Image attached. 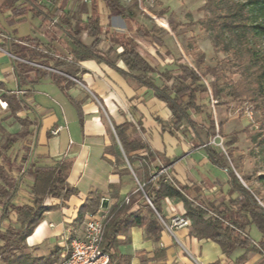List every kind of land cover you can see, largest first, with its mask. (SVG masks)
<instances>
[{"label": "trees", "instance_id": "1", "mask_svg": "<svg viewBox=\"0 0 264 264\" xmlns=\"http://www.w3.org/2000/svg\"><path fill=\"white\" fill-rule=\"evenodd\" d=\"M70 1L0 0V49L11 56L18 89L25 87L30 91L35 83L49 78L61 91L66 92L73 84L72 78L78 79L81 62L94 60L104 63L124 78H130L150 90L156 99L165 104L171 115L168 128L171 134L179 131L185 133L183 123L194 130L196 123L191 119V114L204 115L206 139L196 137L195 149H203L208 161L227 173V180L219 182L217 193L206 197L200 188L182 185L173 176L160 173L163 165L158 163L159 156L139 141L133 124L114 126L133 172L136 174L134 165L137 164L140 174H136L138 184L130 202L112 207L106 217L103 234L105 250L121 229L130 226L145 227L158 240L164 228L161 220L169 223L161 214V201L176 198L183 205L181 216L189 219V227L197 239L216 242L226 256L237 248H243L255 250L264 258V175L256 177L257 186L252 184L250 174L237 175L231 160L237 151L233 147L235 136L228 138L221 131L222 122L215 126L209 112L210 97L216 101V105L223 104L219 101L222 91L219 81L223 75V87L229 99H244L255 104L261 113V127L264 126V0H204L200 8L205 13L203 27L210 33L213 49L227 54L214 67L205 64L204 53L198 49L194 37L188 38L183 46L190 62L181 54L174 56L163 38L152 27L148 28L138 20L137 15L141 10L135 0L126 6L120 0H91L89 4H82L76 15L67 10ZM103 8L110 15H117L126 21L127 28L120 32L109 23H103ZM83 14L85 19L81 17ZM32 19L46 25L44 35L48 42L38 36L18 34L17 26ZM52 24L56 30L51 29ZM169 25L174 32L183 24ZM83 32L92 38L89 45L81 40ZM101 36L106 37L109 43L105 50L99 49L103 39ZM149 48H154L161 59L171 56L173 67L161 69L153 65L155 58L148 52ZM117 61H121L125 69L119 68ZM207 75L212 78L209 83L211 93L202 79ZM234 75L237 76L236 80L233 79ZM0 89V100L6 104L13 122L21 126L17 132L4 134L0 144V224L4 220L12 222L5 229L0 228V264H27L29 258L24 255L25 239L42 221L44 213L52 208L45 205L46 199L65 201L78 191L67 183L72 159L33 155L29 146L22 147L20 162L24 166L12 157L11 151L15 145L33 135L34 121L28 116H19L25 109L22 95L8 90L3 82H0ZM158 122L165 130L163 122L160 119ZM126 129H130L132 138L123 134ZM214 135L227 139L226 151L217 150L211 145L209 138ZM111 150L116 158L122 157L116 144ZM138 150L144 154H131ZM227 159H230L229 162ZM162 161L166 166L169 164L165 158ZM24 181H28L31 198L28 202L14 204L17 191ZM134 200L141 201L146 214H143L142 208L128 214ZM99 206L98 198L89 194L78 209L77 219L87 212H96ZM251 226L260 233L257 242L249 236ZM243 259L241 256L237 262ZM109 262L111 264L110 256Z\"/></svg>", "mask_w": 264, "mask_h": 264}, {"label": "crops", "instance_id": "2", "mask_svg": "<svg viewBox=\"0 0 264 264\" xmlns=\"http://www.w3.org/2000/svg\"><path fill=\"white\" fill-rule=\"evenodd\" d=\"M104 11L103 23H109L120 32L127 28L128 23L121 17L110 15L104 8L101 9V14ZM81 17L86 18L84 14ZM36 20L38 28L30 27L27 34L48 42L44 35L46 25H41L38 19L30 21ZM50 27L56 30L53 24ZM101 37L103 39L99 49L105 50L109 43L106 37ZM81 40L89 45L92 38L83 32ZM148 52L155 58L153 65H158L161 69L173 67L167 64L171 62L167 61V57L171 56L161 59L154 48H149ZM116 64L125 69L121 61ZM80 66L78 79L72 78L73 84L66 92L61 91L49 78L35 83L30 91L25 87L22 90L25 109L19 116H28L34 121L33 135L15 145L11 151L12 157L24 166L20 162L22 147L29 146L33 155L72 159L67 183L78 191L65 201L46 199L45 205L52 208L44 213L42 221L25 239L24 255L29 258L27 264H55L59 261L69 238L81 233L83 217L77 219L78 209L89 194L98 198V210L101 209L105 216L112 207L127 205L125 199L133 198L138 184L136 174L139 175L140 170L135 164L137 171L136 174L133 172L114 126L133 124L139 141L155 152L159 156L158 163L167 168L165 175L173 176L182 185L200 188L206 197L216 194L219 182L227 180L220 179L219 169L209 164L203 149H195L197 138L206 139L203 131L206 127L204 115L191 114V119L196 123L194 130L183 123L185 133L179 131L171 134L168 129L170 112L150 90L139 86L130 78H124L104 63L86 60ZM0 82L10 91L18 89L11 56L2 49ZM1 92L0 89V94ZM0 103L4 102L0 100ZM158 119L163 122L165 130H162ZM56 128L59 131L53 134L52 131ZM20 129L21 126L13 122L7 107L0 105L1 143L4 134ZM123 134L129 139L133 137L130 129L124 130ZM209 142L212 145L211 137ZM114 144L122 153L119 159L112 153ZM134 153L144 154L142 150L131 152ZM162 158L169 163L167 166L164 161L161 162ZM221 171L224 170L220 169ZM29 189L28 181L21 183L14 204L28 202L31 198ZM103 200L107 204L105 208L101 206ZM140 208L146 214L141 201L134 200L128 214ZM182 213L183 205L178 199L167 198L161 201V214L167 220ZM8 225H12V222L4 220L0 228L5 229ZM252 227L248 230L249 236L257 242L260 233L257 231V234H252ZM106 251L111 264H264L263 256L251 249L237 248L226 256L216 242L205 238L197 239L190 227L173 229L171 232L163 228L158 240L145 227L123 228L115 240L107 245ZM241 256L244 259L238 263Z\"/></svg>", "mask_w": 264, "mask_h": 264}, {"label": "rangeland", "instance_id": "3", "mask_svg": "<svg viewBox=\"0 0 264 264\" xmlns=\"http://www.w3.org/2000/svg\"><path fill=\"white\" fill-rule=\"evenodd\" d=\"M204 2V0H152L147 4L149 14L140 11L137 18L148 28L152 27L163 38L165 45L169 47L174 56L181 54L188 62L190 60L189 57L184 56L183 46L188 38L194 37L198 49L204 53L205 64L214 67L226 58L227 54L218 51V49H213L210 33L203 27L205 13L200 11V8L204 5ZM81 5V0H71L67 10L76 15ZM102 16H105V11ZM171 23L183 25L172 32V26L169 25ZM30 27L37 29L38 21L25 22L17 26V32L20 36L26 35L29 33ZM167 61H171L167 64L172 65L171 57H167ZM227 73L225 74L227 75ZM202 79L211 93L209 83L212 78L207 75ZM233 79L236 80L237 76L234 75ZM219 84L222 86L219 101L223 104L216 105V101L210 97L209 112H211L215 126L222 122L221 131L228 138L232 135L235 136L236 142L233 147L237 151L233 153L234 159L231 158L235 172L238 176L240 174H250L253 178L252 184L257 186L256 177L264 175V126L261 127V113L255 104L244 99L231 101L226 95V89L223 87L225 85L223 75H221ZM226 140V138H221L218 135L211 137L212 145L222 151H226ZM238 157L239 159H237ZM229 160L227 159V162ZM218 175L220 179L225 180L227 178V173L225 171L220 172V169ZM255 233L257 234V229L253 226L252 234Z\"/></svg>", "mask_w": 264, "mask_h": 264}, {"label": "built area", "instance_id": "4", "mask_svg": "<svg viewBox=\"0 0 264 264\" xmlns=\"http://www.w3.org/2000/svg\"><path fill=\"white\" fill-rule=\"evenodd\" d=\"M133 0H120L123 4H129ZM137 7L147 14L149 11L147 9V4L152 0H135ZM91 0H81L82 4H89ZM74 80V79H73ZM16 94L22 95L23 91L17 89ZM3 107L6 106L5 103H0ZM59 131V128H56L52 131L53 134H56ZM167 168L163 167L161 172L166 174ZM155 177H153L154 179ZM139 188L142 190V186L139 185ZM148 204L153 209L156 216L161 220L160 215L154 209L150 200L144 194ZM126 204L129 203V199L126 198L124 201ZM261 203V202H259ZM262 204V203H261ZM263 205V204H262ZM105 215L101 213V209L97 210L94 213H85L83 216V226L81 233L79 235H74L69 238V242L64 246V251L58 262L55 264H110L109 254L103 247V234L105 229ZM163 227L169 230L170 232L173 229L184 228L190 226V221L186 217L181 215L173 216L168 224H165L161 220Z\"/></svg>", "mask_w": 264, "mask_h": 264}, {"label": "water", "instance_id": "5", "mask_svg": "<svg viewBox=\"0 0 264 264\" xmlns=\"http://www.w3.org/2000/svg\"><path fill=\"white\" fill-rule=\"evenodd\" d=\"M101 206H102L103 208H105V207L107 206L105 200H103V201L101 202Z\"/></svg>", "mask_w": 264, "mask_h": 264}]
</instances>
